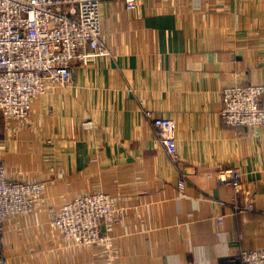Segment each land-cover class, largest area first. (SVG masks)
<instances>
[{
    "label": "crops",
    "instance_id": "obj_1",
    "mask_svg": "<svg viewBox=\"0 0 264 264\" xmlns=\"http://www.w3.org/2000/svg\"><path fill=\"white\" fill-rule=\"evenodd\" d=\"M101 10L109 54L74 64L28 119L0 120L8 177L43 185L33 210L5 220L8 264H233L264 247V126H229L221 113L226 85L264 82V0H103ZM152 115L174 120L177 160ZM102 190L117 208L116 224L102 225L113 238L73 245L51 221ZM250 193L254 207L236 214Z\"/></svg>",
    "mask_w": 264,
    "mask_h": 264
},
{
    "label": "built area",
    "instance_id": "obj_2",
    "mask_svg": "<svg viewBox=\"0 0 264 264\" xmlns=\"http://www.w3.org/2000/svg\"><path fill=\"white\" fill-rule=\"evenodd\" d=\"M103 0H0V117L8 122L31 116L33 98L48 92L52 85H66L73 79L72 68L91 55L109 54L102 36ZM134 9L137 0H126ZM222 116L227 125L246 126L250 131L264 126V82L232 83L222 90ZM151 114V112H148ZM152 124L168 154L178 159L175 122L165 115H152ZM92 127V121L85 122ZM229 171L219 177L229 179ZM43 193L39 181L15 180L7 175L0 160V264H8L2 247L7 217L31 211ZM253 194L245 203L235 198V213L254 207ZM117 208L107 191L79 194L63 203L51 221L76 246L92 248L113 238L109 228L116 224ZM217 218L223 223V214ZM233 264H264V247L242 248L229 258Z\"/></svg>",
    "mask_w": 264,
    "mask_h": 264
},
{
    "label": "trees",
    "instance_id": "obj_3",
    "mask_svg": "<svg viewBox=\"0 0 264 264\" xmlns=\"http://www.w3.org/2000/svg\"><path fill=\"white\" fill-rule=\"evenodd\" d=\"M4 119V117H0V120H3Z\"/></svg>",
    "mask_w": 264,
    "mask_h": 264
}]
</instances>
